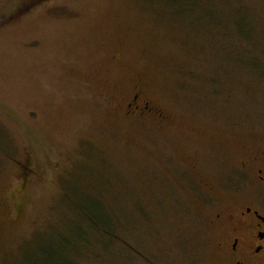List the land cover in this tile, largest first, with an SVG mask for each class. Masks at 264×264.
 I'll return each instance as SVG.
<instances>
[{
    "label": "rangeland",
    "instance_id": "rangeland-1",
    "mask_svg": "<svg viewBox=\"0 0 264 264\" xmlns=\"http://www.w3.org/2000/svg\"><path fill=\"white\" fill-rule=\"evenodd\" d=\"M260 177L264 0H0V264H235Z\"/></svg>",
    "mask_w": 264,
    "mask_h": 264
},
{
    "label": "flooded vegetation",
    "instance_id": "flooded-vegetation-1",
    "mask_svg": "<svg viewBox=\"0 0 264 264\" xmlns=\"http://www.w3.org/2000/svg\"><path fill=\"white\" fill-rule=\"evenodd\" d=\"M260 179L264 185V178ZM263 211L252 203L241 209L237 215L216 216L222 228L219 251L231 257L232 261L235 259V264H264Z\"/></svg>",
    "mask_w": 264,
    "mask_h": 264
},
{
    "label": "trees",
    "instance_id": "trees-1",
    "mask_svg": "<svg viewBox=\"0 0 264 264\" xmlns=\"http://www.w3.org/2000/svg\"><path fill=\"white\" fill-rule=\"evenodd\" d=\"M95 211H101V209H100V206L99 205H96L94 208H93ZM89 221H87V223H88ZM106 230V232H108L109 230H108V228H106L105 229ZM94 232H99V230L98 229H96V228H94ZM107 235H110V231L107 233ZM107 240H109L110 242L112 241V239H113V237H110V236H107ZM79 239H81V240H84L85 241V239H84V237H78V240ZM99 245V244H98ZM89 246V245H88ZM97 246V245H96Z\"/></svg>",
    "mask_w": 264,
    "mask_h": 264
}]
</instances>
